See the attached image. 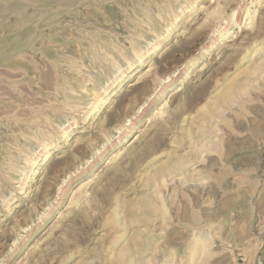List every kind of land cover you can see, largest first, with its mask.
I'll return each mask as SVG.
<instances>
[{
	"label": "rangeland",
	"instance_id": "374dc122",
	"mask_svg": "<svg viewBox=\"0 0 264 264\" xmlns=\"http://www.w3.org/2000/svg\"><path fill=\"white\" fill-rule=\"evenodd\" d=\"M0 264H264V0H0Z\"/></svg>",
	"mask_w": 264,
	"mask_h": 264
}]
</instances>
